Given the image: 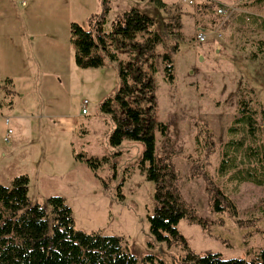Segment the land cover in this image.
Wrapping results in <instances>:
<instances>
[{
  "label": "rangeland",
  "instance_id": "1",
  "mask_svg": "<svg viewBox=\"0 0 264 264\" xmlns=\"http://www.w3.org/2000/svg\"><path fill=\"white\" fill-rule=\"evenodd\" d=\"M165 1H170L168 8L161 10L147 1L112 0L107 29L124 11L136 7L155 19L156 29L163 36V42L155 48V58L137 60L136 65L152 72L153 62L156 68L152 72L155 118L168 124L165 136L155 133L156 153L179 171L183 198L203 221L200 225L183 219L178 229L196 252L254 260L264 249V185L240 182L234 177L235 169L221 173L220 165L226 143L241 136L229 133L239 116L241 101L256 111L262 124L264 0L200 5L198 1L197 17L189 14L184 18L185 0ZM27 3L30 13L24 19L20 0H0V77L20 73L8 39L10 33L18 31L14 25L18 18L33 24L54 22L55 36L62 45L57 54L61 62L56 66L49 61L44 77L21 83L22 97L10 99L9 88L3 89L6 108L13 100L19 112L34 115L31 120L12 117L9 125L0 119V183L11 186L15 177L29 172L33 179L30 200L46 208L50 216L48 198L61 196L73 210L77 230L122 237L126 250L137 257L139 264L148 255L154 256L155 264L181 262L186 253L183 244L168 247L150 232L149 216L156 207L155 183L148 180L141 167L144 143L125 139L117 147L110 144L115 124L101 111V104L114 97L120 87L119 65L107 60L103 67L80 68L75 63L70 22H79L87 29V16L100 8V0H83L82 5L77 0ZM219 7L227 12L218 14ZM203 31L206 39L201 41L197 36ZM117 52L125 61L133 55L130 50ZM165 53L172 57V82L164 73ZM56 70L63 76H57ZM84 100H88L86 114L82 113ZM9 128L12 137L6 141ZM263 140L260 132L254 142L247 138L246 143L259 147ZM67 141L74 142L73 156L65 148ZM75 153L109 160L94 172L85 162L76 161ZM236 165L255 167L260 161H251L240 153ZM37 168L58 175L40 181ZM218 191L231 200L233 208L214 211L213 195Z\"/></svg>",
  "mask_w": 264,
  "mask_h": 264
},
{
  "label": "trees",
  "instance_id": "2",
  "mask_svg": "<svg viewBox=\"0 0 264 264\" xmlns=\"http://www.w3.org/2000/svg\"><path fill=\"white\" fill-rule=\"evenodd\" d=\"M142 1L163 10L168 8L165 0ZM101 6L100 12L89 16L87 29L75 21L70 25L75 63L80 68L103 67L107 60L119 65L120 87L114 97L101 104V111L115 124L110 136L112 146L121 145L125 139L142 141L145 145L141 167L148 180L155 183L156 207L149 216L150 232L168 247L183 244L186 253L181 262L174 264H264V249L250 261L241 257L226 258L219 252H196L178 229L183 219L200 225L203 221L183 198L179 171L168 159L160 160L156 153L155 133L159 131L165 136L168 129L166 122L155 118L156 85L152 72L156 68L153 62L150 64L152 72L136 65L137 60L155 58V48L163 42V36L156 29L155 19L136 7L123 12L111 29H107L111 0H101ZM120 49L132 51L130 60L125 61L118 55ZM162 61L165 77L172 82L171 55L165 53ZM261 117L262 124L256 111L241 101L239 116L229 128L231 135L239 133L241 136L226 143L221 173L235 169L234 177L240 182L264 185V140L259 147L246 143L247 138L254 142L260 132L264 134V110ZM240 153L251 161L257 158L260 165L238 168L236 159ZM75 159L85 162L94 172L109 160L108 157L89 158L84 153H75ZM29 181L27 175H20L14 178L11 186L0 183V264H139L137 257L126 250L122 237L77 230L73 210L65 198H48L51 216L46 208L33 204L29 197ZM213 201L216 212L233 208L231 200L220 191L213 195ZM142 264H155L154 256L148 255Z\"/></svg>",
  "mask_w": 264,
  "mask_h": 264
},
{
  "label": "crops",
  "instance_id": "3",
  "mask_svg": "<svg viewBox=\"0 0 264 264\" xmlns=\"http://www.w3.org/2000/svg\"><path fill=\"white\" fill-rule=\"evenodd\" d=\"M83 0H77V2H80L82 5ZM198 1L199 5L200 4H206V3H211L212 1H222L224 3H229V0H197V6H198ZM144 2V1H143ZM169 3L170 1H166ZM112 3V0H111ZM20 6L19 9L21 12H24V19L27 18V13H30V8L28 7L27 0H20ZM100 8L95 11V13H98L101 11V0L99 3ZM196 5H184L183 6V18L189 14L192 16L197 17L198 15V9ZM82 7V6H80ZM27 8V9H26ZM113 9V7H112ZM162 10V9H161ZM112 11V10H111ZM125 12V11H124ZM93 14V13H92ZM89 14L87 18L92 15ZM258 15V14H257ZM262 16V14H259ZM263 17V16H262ZM194 18V17H193ZM17 23H15V28L16 31L14 34L10 33L9 34V42L10 44L13 45L12 50L14 53V57H16L17 62H18V71L20 69V73L16 76H11V75H4L0 77V119H3L6 124H10L11 118H24V119H32L34 114H30L28 111H20L17 109V105L13 100H10V105L8 108H6V105L3 103V89L4 88H9L10 92V99L14 98L15 96H24L23 91L20 89V84L21 83H27L28 81H31L33 79L38 80V78L44 77L46 74V65H48L49 61L54 63V65H58V62L60 63V57L57 55L60 53L61 49L58 46H62L58 38L55 36V25L54 22L52 21H43V22H38L36 24L31 23L30 21H21L19 18L16 19ZM74 21L70 22L71 23ZM203 29V26H201ZM71 34V32H70ZM74 53H75V48H74ZM75 59V55H74ZM60 60V61H59ZM112 64V63H110ZM78 67V66H77ZM119 70V68H118ZM57 76H63L62 71L56 70ZM18 82V85H17ZM4 84V86H3ZM31 108H29L30 110ZM82 110H83V102H82ZM6 112V113H4ZM83 113V112H82ZM88 113V109H87ZM86 114V113H83ZM56 115H52L51 118H55ZM6 118L9 119V121H6ZM11 133H10V138L8 141L11 139V134H12V128ZM8 132L5 136L8 135ZM7 141V140H6ZM65 148L67 151H69L72 156H73V150L74 149V142H69L65 143ZM77 161V160H76ZM81 162V161H80ZM35 173L38 174L39 180L40 181H46L50 178L56 177L58 174L51 173L49 169H44V168H37L35 169ZM53 174V175H52ZM27 176L29 177V188L30 185L32 184V175H30L29 172H27Z\"/></svg>",
  "mask_w": 264,
  "mask_h": 264
},
{
  "label": "built area",
  "instance_id": "4",
  "mask_svg": "<svg viewBox=\"0 0 264 264\" xmlns=\"http://www.w3.org/2000/svg\"><path fill=\"white\" fill-rule=\"evenodd\" d=\"M185 1L189 5H195L197 3V0H185ZM216 12L218 14L226 13L227 12V9L225 7H219V8L216 9ZM197 37H198L199 40L204 41L206 39V33L204 31L203 32H200ZM87 104H88V100H84L83 101V110H82L83 113H87ZM6 121L8 122L9 119L6 118ZM10 133H11V129L9 130L8 135L6 137V140L7 141L10 138Z\"/></svg>",
  "mask_w": 264,
  "mask_h": 264
}]
</instances>
